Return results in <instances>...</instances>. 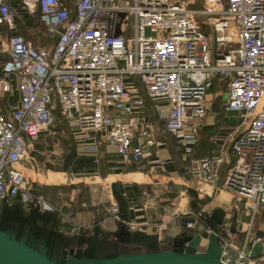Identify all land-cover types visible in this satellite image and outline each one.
Masks as SVG:
<instances>
[{"label":"built area","instance_id":"built-area-1","mask_svg":"<svg viewBox=\"0 0 264 264\" xmlns=\"http://www.w3.org/2000/svg\"><path fill=\"white\" fill-rule=\"evenodd\" d=\"M197 1L199 9L191 0H0V92H9L13 79L17 93L7 111L0 108V200L18 197L38 210L59 211L19 167L56 109L85 151L96 153L102 141L124 160L147 153L164 164L151 125L144 114L136 116L149 99L195 184L226 191L249 216L239 240L224 218L219 259L264 264V234L254 222L264 207V0ZM15 6L48 40L13 31ZM197 11L213 33L200 28ZM216 78L227 86L225 108L240 118L231 157L224 149L191 156ZM106 213L117 219V205L110 202ZM197 221L193 212L184 227ZM257 242L263 249L252 254Z\"/></svg>","mask_w":264,"mask_h":264},{"label":"crops","instance_id":"crops-1","mask_svg":"<svg viewBox=\"0 0 264 264\" xmlns=\"http://www.w3.org/2000/svg\"><path fill=\"white\" fill-rule=\"evenodd\" d=\"M223 81L216 78L206 95V113L191 156L215 154L224 149L231 157L230 138L238 129L240 118L225 108ZM14 85L12 79L10 91L0 92L2 111H7L17 100ZM153 103L145 99L136 116L144 114L151 125L159 152L167 158L164 164H157L147 153L136 162L124 160L102 141L96 153L87 152L73 138L64 120L55 116L53 122L39 130L19 167L27 183L58 206L59 211L43 212L13 197L0 200V219L17 224L24 217L32 218V223L30 219L22 222V236H26L31 224L36 225L41 234L50 236L51 253L64 246H85L94 233L98 234L96 247L108 253L123 248L144 249L148 242L162 249L181 231L193 234L205 229L214 208L189 207L185 200L186 189L195 186V182L173 134L162 129V120L156 115ZM204 190L209 192V189ZM217 193L226 191L220 189ZM110 202L117 205V219L107 216ZM222 209L224 218L231 223L239 218L236 211ZM193 212L200 220L191 228L184 227L185 222L192 219ZM242 220L244 224L235 225L236 240L241 238V230L248 222ZM76 225L78 227L74 228ZM135 231L155 233L156 237L146 244L131 242L133 235L129 233ZM256 231L264 234V231ZM81 238H85L84 243ZM204 244L200 247L204 248Z\"/></svg>","mask_w":264,"mask_h":264},{"label":"water","instance_id":"water-1","mask_svg":"<svg viewBox=\"0 0 264 264\" xmlns=\"http://www.w3.org/2000/svg\"><path fill=\"white\" fill-rule=\"evenodd\" d=\"M209 219L211 231L203 229L193 234L181 231L170 238L162 249L114 255H104L96 247L97 233L87 239L85 246H64L51 253L47 252L44 239L33 236L32 225L27 233L28 240L0 226V264H226L219 259L217 239V232L222 231L223 209L215 207ZM230 230H235L234 224H231ZM130 235H133L131 242L138 244H146L156 237L155 233L142 234L136 231ZM203 242L204 248H201ZM86 247L93 249L91 256L84 255ZM262 249V244L257 242L252 246L251 253L257 254Z\"/></svg>","mask_w":264,"mask_h":264},{"label":"rangeland","instance_id":"rangeland-1","mask_svg":"<svg viewBox=\"0 0 264 264\" xmlns=\"http://www.w3.org/2000/svg\"><path fill=\"white\" fill-rule=\"evenodd\" d=\"M189 6L191 8H194V9L200 8L199 2L197 0H191V2L189 3ZM14 10H15V12H14V16H13V18H14L13 19L14 20L13 31H19V32L23 31L33 41H39L40 42V41L48 40L42 35L41 25H39L37 21L29 20L27 17V14L23 8H21L19 6H15ZM194 16H195L196 21L199 24L201 29H203L204 31H206L209 34L213 33V31H214L213 24L208 21L206 15H203V13H200L197 11V12H195ZM21 21H24V22L22 23ZM131 78L133 80V83L138 86L137 75H132ZM221 85H225V81H223L221 83ZM221 89H224V88L222 87ZM210 186H209V184L204 183V184H195V186L188 187L186 189V195L187 196H186L185 200L187 201L189 207L196 208V209L205 207V208L210 209V210L212 208H215V207H221V208H225L226 210L227 209L234 210L238 214L239 218L244 219V220H249L248 215H246L242 212H239L236 208H234L235 207L234 205H238V202L235 198H232L231 200H229V198H230L229 193L226 192L227 194L223 193V194L219 195L217 193L219 190L214 189V187H213V190L211 191ZM197 187H204L206 189H209L210 193L205 191L204 188L198 189ZM254 222H255V228L256 229L264 231V207L260 208L259 212H257L255 214V221ZM4 225L8 229H10L11 232L18 231V230L20 231L19 225H21V224H19V223L15 224V223H10L8 221V222H5ZM21 233H22L21 235H24L23 232H21ZM21 237H26V236H21ZM111 251L112 250H109V252H111Z\"/></svg>","mask_w":264,"mask_h":264},{"label":"trees","instance_id":"trees-1","mask_svg":"<svg viewBox=\"0 0 264 264\" xmlns=\"http://www.w3.org/2000/svg\"><path fill=\"white\" fill-rule=\"evenodd\" d=\"M22 33H24L23 31H22ZM24 35H26V33H24ZM224 87H225V89H227V86H226V84L224 85ZM55 116H57V117H61L60 116V114H59V111H58V109H56L55 110ZM177 146H179V145H177ZM134 162V161H133ZM223 173H224V170L222 169L221 170V175H223ZM3 201V200H2ZM31 207H32V205H30ZM43 212H56V211H43ZM34 218H38L37 216H35ZM23 219V221H21V222H18L19 224H22V225H19V229H20V231H22V229H23V223L22 222H26V221H29V219L31 220V223H32V221L34 222V220L32 219V218H29V217H24V218H22ZM26 219V220H25ZM5 221V219H0V226L2 227V228H5V229H8L7 227H5V225H4V223L6 222H4ZM32 226H33V236H37V237H41L42 239H44V241L46 242V245H47V252H50V248L51 247H49V245H50V242H51V238H50V236L48 237V235L46 234V235H43V234H41L40 232H39V230L37 229V226L36 225H34V224H31ZM31 229V226L29 227V229H28V232H29V230ZM8 230H10V229H8ZM19 230L18 231H13V233L16 235V236H18V237H21L22 235V233L20 232ZM27 232V233H28ZM49 232V231H48ZM27 233H26V240H28V238H27ZM52 234V233H51ZM53 235V234H52ZM81 241H82V243H84L85 242V238H81ZM145 250H158L156 247H154V246H152L151 245V242H148L147 244H146V246L144 247V249H139V248H123V249H117V250H112L111 252H108V253H105L104 255H114V254H118V253H130V252H135V251H145ZM84 255H86V256H91L92 255V253H93V249L92 248H90V247H86L85 248V250H84Z\"/></svg>","mask_w":264,"mask_h":264},{"label":"bare ground","instance_id":"bare-ground-1","mask_svg":"<svg viewBox=\"0 0 264 264\" xmlns=\"http://www.w3.org/2000/svg\"><path fill=\"white\" fill-rule=\"evenodd\" d=\"M44 196V195H43ZM45 197V196H44ZM46 198V197H45ZM200 220V219H199ZM239 222L240 223H242V224H244V222H243V220L241 219V218H239ZM231 224H234V225H236V224H238L237 223V219L234 221V222H232ZM260 253V252H259Z\"/></svg>","mask_w":264,"mask_h":264}]
</instances>
